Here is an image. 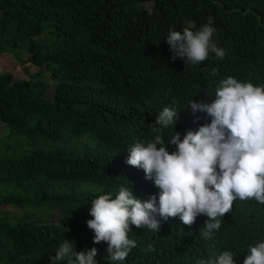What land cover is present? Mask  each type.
Segmentation results:
<instances>
[{"label":"trees","instance_id":"obj_1","mask_svg":"<svg viewBox=\"0 0 264 264\" xmlns=\"http://www.w3.org/2000/svg\"><path fill=\"white\" fill-rule=\"evenodd\" d=\"M209 17L224 57L173 60L170 31L189 20L198 29ZM2 53L37 69L27 78L0 72V131L9 139L0 137V264H53L65 240L75 252L96 248L98 264H199L223 251L243 264L264 241V204L255 199L235 200L211 239L202 236L204 215L191 227L179 216L158 218V231L132 225L136 247L119 262L87 226L91 201L115 198L121 186L158 204L159 188L126 160L134 143L154 139L149 125L163 108L177 109L175 127L163 130L171 152L175 131L183 139L211 122L193 115L190 101L213 102L229 76L264 85V0H0ZM45 72L55 81L50 96ZM37 138L58 146H35Z\"/></svg>","mask_w":264,"mask_h":264},{"label":"clouds","instance_id":"obj_2","mask_svg":"<svg viewBox=\"0 0 264 264\" xmlns=\"http://www.w3.org/2000/svg\"><path fill=\"white\" fill-rule=\"evenodd\" d=\"M213 18L197 29L194 21H186L183 31H170L166 42L186 65H196L208 59L209 53L222 59L225 51L212 40L216 29ZM193 115L206 113L211 118L196 131L181 133L167 143L163 130L175 127L177 109L165 107L150 124L154 139L136 142L128 148L126 163L142 169L145 178L159 188V199H138L130 188L121 186L112 193L99 195L91 201L92 219L87 226L95 233L93 243L107 244L110 261H124L136 242L128 238L131 226L158 231L160 219L179 216L191 227L197 216L208 217L202 236L211 239L221 228L222 218L231 211L235 200L255 199L264 204V85L240 82L227 77L220 82L211 103L189 102ZM73 243L65 240L50 259L55 264L69 258V264H98V250L75 252ZM75 257V261H72ZM199 264H236L230 251H223L214 260ZM243 264H264V241L250 246Z\"/></svg>","mask_w":264,"mask_h":264},{"label":"rangeland","instance_id":"obj_3","mask_svg":"<svg viewBox=\"0 0 264 264\" xmlns=\"http://www.w3.org/2000/svg\"><path fill=\"white\" fill-rule=\"evenodd\" d=\"M9 55L10 54H3V53L0 55V72L10 71L12 73L13 77H15V78H27L29 73L36 71L37 66H35L34 64H31L27 60L24 61V64H23L24 67L20 64L15 65V64H17L15 59ZM42 79L47 85L46 93H47V95L50 96L52 93L55 81L50 78V76L48 75V72L43 73ZM4 130H5L4 133H2L0 131V137H3V136L8 134L7 129H4ZM17 138H18L17 136L10 134V142L11 143H14ZM3 139H5L6 141H9V139H7L6 136ZM18 141L23 146L29 145V144H26L27 140L23 139L22 137H20V139ZM34 145L38 146V147H43V148H51V147H57L58 146L57 143H51L48 141H43V140L38 139V138L34 140ZM6 210L7 211H13V208L8 207Z\"/></svg>","mask_w":264,"mask_h":264}]
</instances>
